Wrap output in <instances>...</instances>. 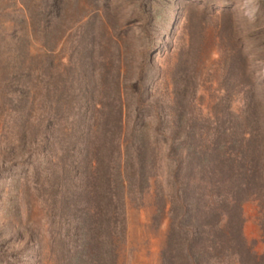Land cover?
Instances as JSON below:
<instances>
[{
    "label": "trees",
    "instance_id": "1",
    "mask_svg": "<svg viewBox=\"0 0 264 264\" xmlns=\"http://www.w3.org/2000/svg\"><path fill=\"white\" fill-rule=\"evenodd\" d=\"M43 7L21 0L12 32L2 31L0 95L14 85L16 141L43 170L55 264H116L127 205L148 207L151 225L165 221L158 264H264V248L254 251L242 232L247 200L264 225L262 104L249 94L241 115L225 111L202 127L204 117L187 111L185 69L167 101L144 95V84L123 97L100 71L75 88L56 82L32 113L31 76L45 64L31 61L26 24L43 38Z\"/></svg>",
    "mask_w": 264,
    "mask_h": 264
},
{
    "label": "rangeland",
    "instance_id": "2",
    "mask_svg": "<svg viewBox=\"0 0 264 264\" xmlns=\"http://www.w3.org/2000/svg\"><path fill=\"white\" fill-rule=\"evenodd\" d=\"M39 1L29 3L44 6L45 36L28 16L26 24L31 61L45 64L43 76L35 70L31 76L32 113L42 109L39 96L46 89L51 95L56 82L75 88L84 74L95 79L100 71L117 79L123 97H133L144 84V95L167 101L172 78L180 80L184 69L187 111L205 119L198 126L211 127L225 111L241 115L249 94L264 109V0ZM20 7L21 0H0V44ZM13 86L0 95V264H55L50 229L56 226L43 170L34 171L27 146L16 141ZM148 212L126 206L116 264H158L165 221L151 225ZM242 215L245 239L262 251L256 200L242 203Z\"/></svg>",
    "mask_w": 264,
    "mask_h": 264
}]
</instances>
